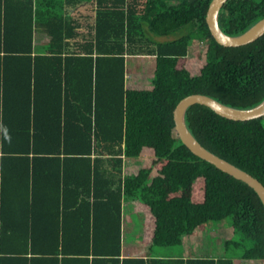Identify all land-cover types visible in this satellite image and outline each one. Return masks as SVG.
I'll use <instances>...</instances> for the list:
<instances>
[{
  "label": "trees",
  "instance_id": "1",
  "mask_svg": "<svg viewBox=\"0 0 264 264\" xmlns=\"http://www.w3.org/2000/svg\"><path fill=\"white\" fill-rule=\"evenodd\" d=\"M86 2L0 0V264H264L261 199L194 154L173 118L193 92L235 107L260 102L264 33L218 43L205 20L210 0H94L92 30L83 31L71 12ZM262 16L264 0H226L218 22L238 34ZM141 54L155 56L151 84L126 78L127 55ZM185 121L202 145L264 184V114L232 119L193 103ZM124 203L145 214L149 250L225 218L248 244L226 241L240 246L234 260L122 254L125 241L134 245Z\"/></svg>",
  "mask_w": 264,
  "mask_h": 264
},
{
  "label": "rangeland",
  "instance_id": "2",
  "mask_svg": "<svg viewBox=\"0 0 264 264\" xmlns=\"http://www.w3.org/2000/svg\"><path fill=\"white\" fill-rule=\"evenodd\" d=\"M83 4V3H82ZM85 6H77L74 10H72L71 15L76 17V19L82 24V30L88 31L92 30V25L94 22V0H87ZM173 35H166L159 37L160 39L171 38ZM42 35L40 33H36V41L40 42ZM191 44L194 45L195 50H201L204 44L201 39H192ZM200 52V51H199ZM126 65L127 72L126 78L130 82H143L145 85L151 84V79L154 75V66H155V56L152 54L145 55H132L126 57ZM142 158H125V165L127 164H139ZM149 161L147 160V163ZM125 212L128 213L127 217L131 220L127 222L125 230L129 231V239L134 238V245L129 244L128 242H124V249L130 245H133V253L142 254L151 252L152 254H180L184 255L188 253V255H197V256H219V257H230L233 260L239 257H235L236 255H240L241 249L240 246L236 247L232 243H226L229 239L243 241V243L248 244V240L244 239L240 235L236 233H231L230 231V218H225L221 220H210L200 224L190 235H186L183 238L182 244L171 245V246H156L153 245L149 250L147 248V239H141L142 232V221L145 216L144 213L140 211L133 210V207L130 204H124ZM144 214V216H143ZM135 227L134 228H132ZM127 232H125L126 234ZM127 234V235H128ZM134 235V237H133ZM125 252V251H124ZM260 261V260H259ZM239 264H250L248 260L239 259ZM256 264V263H253ZM258 264H261L258 263Z\"/></svg>",
  "mask_w": 264,
  "mask_h": 264
},
{
  "label": "water",
  "instance_id": "3",
  "mask_svg": "<svg viewBox=\"0 0 264 264\" xmlns=\"http://www.w3.org/2000/svg\"><path fill=\"white\" fill-rule=\"evenodd\" d=\"M226 0H210L205 20L213 38L225 46H237L253 41L264 33V16L255 21L246 30L238 34H228L222 30L218 22V14ZM193 103H201L216 113L232 119H250L264 114V98L250 107H235L225 104L216 98L201 92L189 93L181 97L173 108V118L178 136L182 142L196 155L211 162L222 171L240 179L252 187L264 206V184L248 171L229 160L219 156L202 145L189 130L185 121L186 108Z\"/></svg>",
  "mask_w": 264,
  "mask_h": 264
},
{
  "label": "crops",
  "instance_id": "4",
  "mask_svg": "<svg viewBox=\"0 0 264 264\" xmlns=\"http://www.w3.org/2000/svg\"><path fill=\"white\" fill-rule=\"evenodd\" d=\"M86 4H82L81 6H85ZM80 6V7H81ZM125 204V203H124ZM128 216V215H127ZM131 220V219H130ZM125 251V252H124ZM122 254H130V255H138V253H133V245L132 246H128L127 248H126V250L124 249V247H123V253ZM142 254H144V252L142 253ZM161 254H163V252L161 253ZM164 255V254H163ZM170 256H174V254H171ZM184 256H189L188 255V253H186V254H184Z\"/></svg>",
  "mask_w": 264,
  "mask_h": 264
}]
</instances>
